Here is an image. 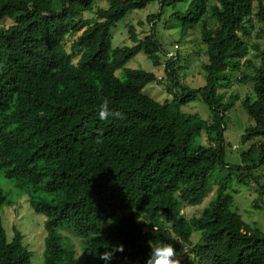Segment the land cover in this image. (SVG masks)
Returning a JSON list of instances; mask_svg holds the SVG:
<instances>
[{"label":"trees","instance_id":"trees-1","mask_svg":"<svg viewBox=\"0 0 264 264\" xmlns=\"http://www.w3.org/2000/svg\"><path fill=\"white\" fill-rule=\"evenodd\" d=\"M96 1L0 0V171L20 188L57 194L30 192L34 211L47 218L45 264H78L62 245L60 226L84 240L97 264H106L100 254L119 244L124 251L107 264H145L149 240L187 250L181 264H264V234L233 210L232 178L217 183L215 199L200 215L188 219L181 212L183 204L199 205L212 192L216 170L253 186L254 207L264 208V142L243 152L240 164H226L225 120L237 97L225 101L220 92L238 74L253 85L255 99L242 102L253 123L242 143L264 138V48L255 46L259 60L251 62L250 46L240 38L251 28L255 0H108V8L94 12ZM151 3L160 5V13L148 17L152 33L139 39L131 31L136 45L113 49L112 29ZM182 3L185 11L173 12L164 25L177 22L182 39L199 30L208 62L206 85L197 90L181 84L178 45L168 57L158 34L165 10ZM86 12L95 18L83 19ZM256 16L264 22L263 0ZM8 20L14 23L7 27ZM79 33L69 54L64 42ZM140 53L165 67L171 102L143 95L147 85L163 83L154 73L116 75ZM243 59L248 71L241 70ZM101 97L123 118L100 120ZM200 98L210 120L183 110ZM205 135L209 146L197 143ZM7 203L0 185V264H32L23 235L17 231L10 241L3 227ZM119 210L129 213L111 224Z\"/></svg>","mask_w":264,"mask_h":264},{"label":"rangeland","instance_id":"rangeland-1","mask_svg":"<svg viewBox=\"0 0 264 264\" xmlns=\"http://www.w3.org/2000/svg\"><path fill=\"white\" fill-rule=\"evenodd\" d=\"M254 5L255 14L252 17V22L250 24L251 28L248 27L246 30L240 31V38L250 46V54L247 59L257 63L259 55L255 46L260 45L264 48V22L259 20L256 16L259 0H255ZM187 6V4L182 3L178 4L176 8H167L162 17V22L158 25V34L164 43L165 50L169 52L168 57L173 56V53L176 55V45H178L180 57L177 67H181L178 72L181 84L190 90H197L206 85L207 74L203 65L208 62V57L205 55L207 49L201 41L199 30L193 34L189 33L187 35L188 37L182 39L181 28L177 22L172 23V28L164 25L173 12L185 11ZM108 7V0H98L94 6V12H96L98 8L106 9ZM94 12L84 13L83 19L95 18ZM159 13L160 5L158 3H151L143 10H136L129 13L128 16L118 23L111 31L112 48L134 47L136 44L131 40V31L135 32L139 39H143L150 35L152 33V26L149 24L148 17L153 14L158 15ZM13 23V21L8 20L4 25L8 27ZM246 31L248 33L250 32V34L248 35ZM80 34L81 33L69 35L66 38L64 44L69 54H73L71 46ZM79 55L80 54H77L75 57V62H77ZM247 59L242 60V71H248V67L244 65ZM186 64L188 65L186 66ZM125 69L143 70L154 73L158 78H163L162 84H158L157 82L149 84L142 90V93L161 104L173 100V96L169 94L166 89V85L169 84V81H167L165 75V67H155L152 60L144 53H140L130 60L124 68L116 72V75L119 78H123ZM237 76L238 77L232 79L233 83L230 88L220 90L221 93L225 94V101H230L232 95L237 97V100L233 103V107L228 112L225 120L226 130L224 136L227 142L225 162L227 165L231 166H236L241 163V154L247 151L252 144L264 142V138H259L246 145L242 143V138L246 130L253 125L248 113L242 107V102L247 98L254 100L255 93L252 84L241 83L239 81V74ZM183 110L188 114H198L204 120H210L212 116L209 106L203 102L201 98L185 106ZM197 143L204 146H209L210 144L206 135ZM231 178L232 182L230 183L229 192L234 197L233 210L238 212L246 223L264 234V208L258 209L254 207V201L258 197L256 189L253 186L239 184L235 175L233 174L231 177L230 173L227 171L216 170L212 174V184L215 183L212 192L208 193L199 205L191 206L183 204L181 206V212L188 219L200 215L215 199L218 184L230 180ZM0 185L6 202H8L1 209L3 227L6 230L8 239L11 241L15 233L19 231L23 235L25 246L31 252V263L45 264L44 251L47 236L45 222L47 218L34 211L31 204L30 192L36 190L40 197H48L49 199L57 196V194L52 193L48 195V193L41 188L34 189L32 187L29 191L25 188H20L17 186L16 181L6 178L3 171H0ZM126 213L129 212L119 210L114 218L110 220V223L113 224L117 222L120 216ZM138 221L144 226L145 230L149 229L148 222L143 217H138ZM58 234L61 237L63 247L75 253L78 264H97L96 257L87 255L88 253H86L84 240L80 236L75 235L71 229L66 226H60L58 228ZM199 238L200 236L198 233H194L192 240L198 242ZM186 251L187 250H183L182 252L181 263L188 258Z\"/></svg>","mask_w":264,"mask_h":264},{"label":"clouds","instance_id":"clouds-1","mask_svg":"<svg viewBox=\"0 0 264 264\" xmlns=\"http://www.w3.org/2000/svg\"><path fill=\"white\" fill-rule=\"evenodd\" d=\"M101 101L102 102L98 106V116L100 120H106L109 117L116 119L123 118L122 113L109 109L107 98L101 97ZM147 245L149 252L147 253L145 264H181L182 253H180V251L178 252L172 243L149 240L147 241ZM123 251V244L115 245L111 249H106L101 253L99 258L104 260L107 264V261L111 260L116 252Z\"/></svg>","mask_w":264,"mask_h":264},{"label":"built area","instance_id":"built-area-1","mask_svg":"<svg viewBox=\"0 0 264 264\" xmlns=\"http://www.w3.org/2000/svg\"><path fill=\"white\" fill-rule=\"evenodd\" d=\"M173 56H175V53H173ZM172 57V56H171Z\"/></svg>","mask_w":264,"mask_h":264}]
</instances>
